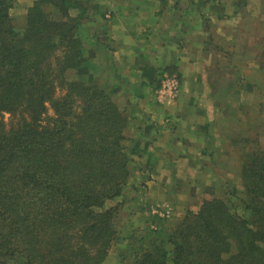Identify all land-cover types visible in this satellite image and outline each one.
Listing matches in <instances>:
<instances>
[{
  "label": "trees",
  "instance_id": "1",
  "mask_svg": "<svg viewBox=\"0 0 264 264\" xmlns=\"http://www.w3.org/2000/svg\"><path fill=\"white\" fill-rule=\"evenodd\" d=\"M14 2L0 0V264H103L118 239L107 202L129 173L126 114L89 74L85 7L33 0L16 26ZM251 50L262 56V39ZM235 76L226 89L242 87ZM240 157L239 191L158 221L132 264H264V147Z\"/></svg>",
  "mask_w": 264,
  "mask_h": 264
},
{
  "label": "crops",
  "instance_id": "2",
  "mask_svg": "<svg viewBox=\"0 0 264 264\" xmlns=\"http://www.w3.org/2000/svg\"><path fill=\"white\" fill-rule=\"evenodd\" d=\"M226 1L107 0L104 18L95 20V78L133 101L126 142L135 150L132 163L147 167L143 186L148 193L164 189L167 195L173 180L207 181L238 167L235 161L233 170L227 165L236 139L226 137L224 85L240 80L225 72L229 67L240 77L234 55L250 57L253 50L244 49L248 46L241 40L246 24L241 26L239 5L249 2ZM225 43L240 48L227 50ZM162 73L175 75L180 84L177 96L164 105L153 94Z\"/></svg>",
  "mask_w": 264,
  "mask_h": 264
},
{
  "label": "rangeland",
  "instance_id": "3",
  "mask_svg": "<svg viewBox=\"0 0 264 264\" xmlns=\"http://www.w3.org/2000/svg\"><path fill=\"white\" fill-rule=\"evenodd\" d=\"M32 1L33 0H15L9 13L16 26H19V23H21L26 8ZM78 1L85 7L84 16L86 19H84L85 17L82 18V23L89 28V31L98 28L99 25L95 22L99 19L100 14L104 12L103 9L106 6L107 0ZM232 1H234L235 4L241 2V0ZM232 1L227 0L226 2H231L232 4ZM247 2H249V4L252 2V4H243L241 2L240 4L242 5H239V9L243 10L241 14L245 20L242 21L241 26L246 24V30L242 31V34H246V36H241L242 43L244 42L249 49V47L255 44V41L260 38L262 39V48L264 49V0H247ZM246 8H248V12L245 11ZM255 8H257L256 11L258 10V16L254 18ZM71 14L73 15L75 13L71 11ZM88 18H91L90 22ZM92 21H94L93 24L91 23ZM86 38L88 39L87 35ZM93 41L94 40L90 38L86 46V57L90 68L88 71L94 82L103 84L102 80L98 79L97 81V78H95L98 73V67L96 66V60L93 55ZM223 47L227 50L234 48L226 43ZM239 48L240 47L237 45L234 49L238 50ZM257 52V50L250 52V57L244 55L245 53L234 55V57H237L235 61L241 65L240 77L241 82H243L241 83L243 88L239 85H235L233 88L230 87V89L225 90L226 102L228 104L227 112L229 113V116L225 119V124L227 126L226 137L236 139L235 146L232 147L230 145L234 148L231 150L233 157L230 156V163L227 162L230 170L234 169V161L236 163L235 166L237 167L238 165L239 167L241 162L240 152L249 150L255 146L264 147V70L262 69V67H264V52L260 57L255 55ZM232 55L233 54L230 53L227 57H232ZM251 57L255 58V61L252 60L251 65L248 66L246 63ZM237 71L238 70L233 71L227 67L225 73L227 76H230ZM76 73L77 71L75 69L69 68L64 72V79L70 80L71 78H75ZM249 76L251 78L250 80L248 79ZM249 81L250 84L247 83ZM224 86L226 88L227 84ZM108 87L109 85L106 84V88ZM65 91V87H62L56 90L55 94L59 96L64 94ZM120 91L114 89L112 91L113 94H111V99L119 109L126 114L127 120L129 121V115H131V108L129 107H133V101L130 100L128 94L124 95L123 90ZM76 111H79V109L77 108ZM48 114H51L50 109L48 110ZM2 120L6 123L5 127H8L10 116L4 114ZM230 128H233L232 130L235 132L234 136L231 135L232 130ZM133 152H135L134 149ZM133 152L130 154L128 178L122 188L121 194L107 202V206H112L114 208L113 222L118 231V239L111 245L103 264H132L136 253L135 250L138 248V245L144 244L146 239H148L145 234L148 233L147 229L150 228L151 225L156 228L158 227V221H164L166 223L173 222L182 217L187 211L196 210L205 197H228L232 192L233 194L235 193L234 190L239 191L241 189L237 175V167L235 171H226L224 175L221 174L207 181L204 179H202V181L187 179L186 181L173 180L171 181V185L166 188L169 192L167 195H165L166 190L164 191V189H153L148 193L144 188L146 185L143 184L145 169L147 167L143 165H134V163H132L131 155ZM202 187H208L211 190L201 191ZM176 192H178L177 195ZM232 195L229 197H232ZM163 203L171 208L168 218L159 219L148 212L150 206L157 204L162 205ZM235 208L240 212L239 207L235 206ZM152 220H155V223H153Z\"/></svg>",
  "mask_w": 264,
  "mask_h": 264
},
{
  "label": "built area",
  "instance_id": "4",
  "mask_svg": "<svg viewBox=\"0 0 264 264\" xmlns=\"http://www.w3.org/2000/svg\"><path fill=\"white\" fill-rule=\"evenodd\" d=\"M179 80L175 75L162 73L157 88L154 91V97L158 104L164 105L172 101L179 91ZM171 208L163 203L162 205H152L149 211L153 216L159 219L168 218ZM152 228L154 226L151 225Z\"/></svg>",
  "mask_w": 264,
  "mask_h": 264
}]
</instances>
